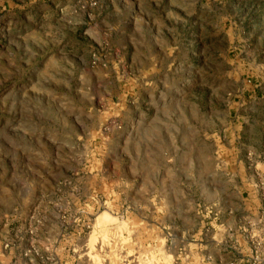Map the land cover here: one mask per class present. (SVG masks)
Instances as JSON below:
<instances>
[{
    "label": "rangeland",
    "instance_id": "obj_1",
    "mask_svg": "<svg viewBox=\"0 0 264 264\" xmlns=\"http://www.w3.org/2000/svg\"><path fill=\"white\" fill-rule=\"evenodd\" d=\"M263 172L264 0H0V264H211Z\"/></svg>",
    "mask_w": 264,
    "mask_h": 264
},
{
    "label": "crops",
    "instance_id": "obj_2",
    "mask_svg": "<svg viewBox=\"0 0 264 264\" xmlns=\"http://www.w3.org/2000/svg\"><path fill=\"white\" fill-rule=\"evenodd\" d=\"M252 186L240 194L246 196L249 205L226 210L227 217L224 215L219 222L220 234L224 233L221 230L228 229L227 235L233 239L234 248L228 252L219 248L213 251L211 264H264V178ZM220 234L214 245H221V237L225 234Z\"/></svg>",
    "mask_w": 264,
    "mask_h": 264
}]
</instances>
